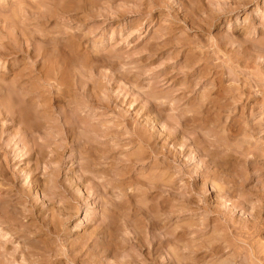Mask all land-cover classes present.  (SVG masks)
<instances>
[{
  "label": "rangeland",
  "instance_id": "1",
  "mask_svg": "<svg viewBox=\"0 0 264 264\" xmlns=\"http://www.w3.org/2000/svg\"><path fill=\"white\" fill-rule=\"evenodd\" d=\"M0 159V264H258L264 0H0Z\"/></svg>",
  "mask_w": 264,
  "mask_h": 264
},
{
  "label": "bare ground",
  "instance_id": "2",
  "mask_svg": "<svg viewBox=\"0 0 264 264\" xmlns=\"http://www.w3.org/2000/svg\"><path fill=\"white\" fill-rule=\"evenodd\" d=\"M13 8V7H12ZM15 12V11H14ZM21 22V21H20ZM23 35H24V33H23ZM49 43V42H48ZM56 78V77H55ZM35 80H37V81H42V82H47V86L46 87H44L43 88V92H42V90H41V88H38V89H35L34 90V92L32 91L31 93L29 92V94H32L31 95V97H30V100L32 101V103L33 104H35V110L33 111V113H32V118H33V120L35 121V126H38V124L39 123H43V124H45L46 122H48V123H50L49 122V120L51 119V110H50V108H49V106H48V108L46 107L47 105H48V101H47V97H44V94L45 93H49V91L52 89V87L54 88V84L53 83H51V81L53 80V82H57V79H53V78H51L50 79V77H42V76H40V77H38L37 76V74H36V77H35ZM57 85V84H56ZM55 85V86H56ZM20 88V87H19ZM18 88V89H19ZM56 88V87H55ZM54 90V89H53ZM4 91V90H3ZM51 92H52V90H51ZM50 92V93H51ZM58 96V95H57ZM36 100V101H35ZM44 105H46L45 106V108H42ZM54 106V105H53ZM33 107V106H32ZM37 107H41L40 109L41 110H39V109H37ZM149 114V113H148ZM21 115V114H20ZM150 117V116H149ZM69 119V118H68ZM80 119V118H79ZM73 120V119H72ZM126 120V119H125ZM22 121V120H21ZM37 121H39V122H37ZM32 122V121H31ZM127 123V122H126ZM32 124V123H31ZM51 124V123H50ZM75 124V123H74ZM128 125V124H127ZM126 125V126H127ZM51 127H52V124H51ZM75 126L73 125L72 126V129L74 130L75 128H74ZM77 127V126H76ZM50 129H52V128H50ZM64 128H62V130H63ZM94 131V130H93ZM96 131V130H95ZM98 131V130H97ZM76 132V131H75ZM32 133V132H31ZM98 133V132H97ZM137 133V136L139 137V139L141 140V142L143 143V144H146L148 141H146V140H144L143 139V135L139 132H136ZM129 134V133H128ZM144 134V133H143ZM144 135H146V134H144ZM8 136V135H7ZM65 137V136H64ZM131 137V136H130ZM58 138V137H57ZM78 138V137H77ZM119 138V137H118ZM147 139V138H146ZM128 140V139H127ZM35 141V140H34ZM54 141V140H53ZM76 141V140H75ZM135 141V140H134ZM74 142V141H73ZM118 142H120V141H118ZM80 143V142H79ZM203 143V142H202ZM227 145V144H226ZM114 147V146H113ZM42 148V147H41ZM53 148H55V147H53ZM115 148V147H114ZM39 151V150H38ZM43 151V150H42ZM53 151H55V152H58L57 151V149H53ZM103 151V150H102ZM44 152V151H43ZM108 152V151H107ZM104 153V152H103ZM37 154V153H36ZM48 154V153H47ZM56 154V153H55ZM87 154V153H86ZM39 155H40V152H39ZM57 155V154H56ZM114 155V154H113ZM47 156V155H46ZM49 156V155H48ZM55 156V155H54ZM56 158H57V156H55ZM55 157H53V158H55ZM42 158V157H41ZM45 158V157H44ZM52 158V157H51ZM102 159H107L106 157H103L102 156ZM111 159V158H110ZM114 159V158H113ZM1 160V159H0ZM42 160H44V159H42ZM49 160H50V158H49ZM36 162H37V160H36ZM132 162V161H131ZM134 162V161H133ZM137 162V161H136ZM42 163V162H41ZM40 163V164H41ZM113 163V162H112ZM136 165V164H135ZM37 166V165H36ZM47 167V166H46ZM112 167V166H111ZM34 169V168H33ZM50 172V171H49ZM99 173V172H98ZM104 174V173H103ZM108 175V174H107ZM58 179V178H57ZM57 179H55V177L52 179V182H53V184H55V187L57 186ZM56 181V182H55ZM6 182V181H5ZM35 183V182H34ZM2 186V185H1ZM6 187V186H5ZM4 187V188H5ZM2 188V187H1ZM11 189V188H10ZM34 192V191H33ZM176 192V191H175ZM186 193V192H185ZM3 195H5V194H3ZM3 198V197H2ZM5 198V197H4ZM5 205V204H4ZM242 205V204H241ZM255 212V211H254ZM157 217V216H156ZM255 229V228H254ZM263 230V229H262ZM244 232V231H243ZM90 233V232H89ZM117 233V232H116ZM230 233V232H229ZM262 237V236H261ZM58 238V237H57ZM232 239V238H231ZM74 242V241H73ZM255 242V241H254ZM233 247V246H232ZM237 247V246H236ZM239 247V246H238ZM72 248H74V247H72ZM141 248V247H140ZM243 251V250H242ZM237 252V251H236ZM67 253V252H66ZM97 253H99V252H97ZM116 254V253H115ZM256 254H258V252L256 253V252H254V250H252L251 249V253L249 254L250 256H251V259H253L255 256H256ZM71 256H73V255H71ZM70 256V254H67V260H66V262L65 263H62V264H69V263H71V264H73L74 263V261H73V259H71L72 257ZM108 257V256H107ZM128 260V259H127ZM131 260V259H130ZM240 260V259H239ZM258 260H259V262H258V264H264V258H258ZM96 262V261H95ZM99 262V261H98ZM78 263V262H77Z\"/></svg>",
  "mask_w": 264,
  "mask_h": 264
}]
</instances>
